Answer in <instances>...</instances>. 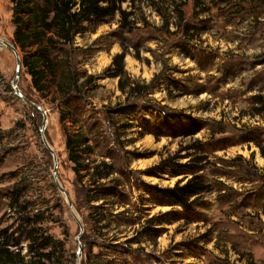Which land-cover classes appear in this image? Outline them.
<instances>
[{"label": "rangeland", "instance_id": "obj_1", "mask_svg": "<svg viewBox=\"0 0 264 264\" xmlns=\"http://www.w3.org/2000/svg\"><path fill=\"white\" fill-rule=\"evenodd\" d=\"M121 8L130 14L128 27H120L118 13L84 22L71 44L49 53L58 66L56 75L45 79L44 92L33 89L22 66L17 79L20 92L46 113L44 136L56 155L57 179L82 224L80 235L53 180L52 159L39 134L42 117L15 94V57L0 44V236L17 240L23 255L41 256L43 264H264V158L259 151L264 146V66L263 74L253 76L261 80V95L254 94L258 105H251L254 95H246L254 109L247 108L242 123L237 116L215 118L207 105L198 114H172L174 96L167 83L177 68L172 60L193 46L210 49L208 62L218 53L234 61L230 54L227 58L229 48L218 52L219 44L209 45L205 33L213 40L240 39L244 51H260L235 61L264 62V0H133ZM11 19L10 0H0V39L12 44L21 59ZM121 52L123 92L111 64ZM73 78L76 85L69 93L56 89L58 81ZM157 84L168 89L164 95ZM134 85L139 89L132 92ZM150 106L157 114L146 116L143 109ZM66 135L80 139V162L89 170L81 169L79 177L68 159ZM146 161L150 164L142 166ZM95 164H101L103 178L90 180ZM194 174L207 191L194 202L190 198L187 207L158 192L183 185ZM143 202L153 205L142 207ZM116 203L124 209L113 217ZM129 221L136 222L129 238H115L113 228ZM154 222L160 224L157 236L141 244Z\"/></svg>", "mask_w": 264, "mask_h": 264}, {"label": "trees", "instance_id": "obj_2", "mask_svg": "<svg viewBox=\"0 0 264 264\" xmlns=\"http://www.w3.org/2000/svg\"><path fill=\"white\" fill-rule=\"evenodd\" d=\"M133 0H10L12 4V19L14 26L13 43L23 53L21 66L30 76L33 89L44 92L45 79L53 78L57 71V62L50 59L49 53L55 49L69 45L74 37L83 32V23L99 20L107 16L119 14L120 27H128L125 22L130 15L121 8L123 3ZM123 52L112 58V66L117 75L120 76L118 87L123 92L121 84L123 75ZM63 75V74H62ZM65 76V75H64ZM69 80V77H67ZM89 81H87L88 83ZM86 84V83H85ZM76 85V79L71 82L62 80L57 82L56 89L65 94L69 93ZM130 91H137V86H130ZM260 100V99H259ZM63 116H60V121ZM79 139V138H78ZM77 138L66 135L65 147L68 151V159L73 164V172L79 177L80 170L87 165L81 164L80 149L78 150ZM261 156L264 158V146L259 147ZM95 164L90 169L89 178H103L99 167ZM89 170L85 168V172ZM106 175V174H105ZM108 175V174H107ZM207 191V185L197 175H192L183 185L175 184L171 188L158 190L164 197L182 207L189 205L190 198L196 199L201 193ZM3 237V238H2ZM0 236V264H43L40 258L28 257L22 254L17 240H8L6 235ZM47 244H41L44 248ZM31 250L28 251V255Z\"/></svg>", "mask_w": 264, "mask_h": 264}, {"label": "crops", "instance_id": "obj_3", "mask_svg": "<svg viewBox=\"0 0 264 264\" xmlns=\"http://www.w3.org/2000/svg\"><path fill=\"white\" fill-rule=\"evenodd\" d=\"M236 35L237 34H235L234 36L237 37ZM204 37L209 45L212 42H214L215 45L219 44L218 52L225 51L229 48V50H227V58H229L230 54L232 55L234 61L224 59V57H220V54L218 53L217 58H214L213 60L211 58L210 62H208L207 53L210 52L211 54V51L208 48L203 49V52H201L199 47L193 46L192 51L191 48L190 50L188 48L187 54H182V52L179 53V57L176 56V60H172V63H177V68H179H176V71L172 72L174 73V75L168 76L167 80L168 89L172 90V94L174 96V99L171 101L170 111L172 114H179V116H183L184 114L188 113L198 114L200 112L198 110H206V107H203L207 105L209 106V114L213 115L215 118L225 120L226 116H237V122L239 121L240 123H242L241 120L244 118L242 116H246L244 114L248 113L246 112L247 108L254 109L253 106H249L248 103H246V95H261L258 94L260 93V89L257 86L261 80L253 78V76H255V74H263L262 69L264 66V62L254 63L253 61H250L251 58L243 60L242 62H238L235 60L237 59V57L243 56L244 53L256 55L260 53V51H244L243 43L240 39L235 38L225 41L224 39L220 38L218 40H213L212 36L207 33L204 34ZM207 43H205L204 45H207ZM262 51L264 52V46ZM250 65L251 67H249ZM251 72H254V74L250 75L249 73ZM262 83H264V77L262 79ZM158 85L159 84L155 86L160 89L158 90V93L163 94L162 91L166 92V90H168L165 89L166 86L164 88L160 85L161 88H159ZM214 90H216L215 94L213 93ZM196 94H204L206 95V98L194 99L197 97ZM256 95H254V97L252 98L253 102L251 103V105H258L259 101L255 99ZM262 95H264V92L262 93ZM143 112L146 116H151V114H155L157 111L155 107L150 106L143 109ZM160 119L161 117L159 116L156 120L159 121ZM146 140H148L147 144L153 145L154 140H151L149 138H147ZM154 145L156 146L155 142ZM138 146L139 148H141L142 144H139ZM103 158L104 159L100 157L101 160L108 159V163L113 161V158L111 157ZM144 160L149 161L147 158ZM147 161L145 163H142L141 165L144 167L149 165L150 163ZM133 198L134 195H131V199ZM152 205L153 204L151 203H142V207H152ZM113 207L114 209L110 211L113 217L118 212L124 209L120 204L117 203L114 204ZM152 216L153 214L151 210V213L147 214L146 217L149 219ZM135 225L136 222L134 223L131 221L124 223L118 222L117 226L113 228L112 232L115 233V238H120L123 236L125 238H129V234L131 233ZM158 226H160V224L156 222L148 226L149 228L147 229V231L149 233H147V231H144L142 235V239L146 241H142L141 244H146L150 242V238H154L155 236H157L155 235V233L156 230L159 229ZM118 229H125L126 231L122 230L121 233H117L116 231ZM119 240L120 239H117L115 241Z\"/></svg>", "mask_w": 264, "mask_h": 264}, {"label": "water", "instance_id": "obj_4", "mask_svg": "<svg viewBox=\"0 0 264 264\" xmlns=\"http://www.w3.org/2000/svg\"><path fill=\"white\" fill-rule=\"evenodd\" d=\"M0 44H3L4 46H6L7 48H9L13 54H14V57H15V65H16V72H15V75H14V78L12 80V83H13V88H14V91H15V94L25 103L27 104L31 109H33L34 111H36L37 113H39L42 117V121H41V125H40V128H39V134H40V139L42 141V144L43 146L45 147V149L47 150V152L50 154L51 156V159H52V164H53V168H52V175H53V180H54V183H55V186L57 188V190L63 195V197L65 198V201L68 205V208L70 210V213L72 215V217L74 218V220L76 221V223L78 224L79 226V235L82 233V224L80 223V220L78 219V216L76 215V213L74 212L73 210V207H72V203H71V200H70V197L68 196V194L66 193L65 189L60 185L58 179H57V176H56V169H57V160H56V155L54 153V150L52 149V147L49 145V143L47 142L45 136H44V129H45V124H46V121H47V117H46V113L45 111L42 109V107L31 101L30 99L26 98L19 90L18 88V85H17V79L19 78V75H20V72H21V60L19 58V55H18V51L16 50V48L8 43L7 41L3 40V39H0ZM79 237V236H78ZM78 248L79 250H81V244L80 242L78 241ZM80 252V251H79Z\"/></svg>", "mask_w": 264, "mask_h": 264}, {"label": "bare ground", "instance_id": "obj_5", "mask_svg": "<svg viewBox=\"0 0 264 264\" xmlns=\"http://www.w3.org/2000/svg\"><path fill=\"white\" fill-rule=\"evenodd\" d=\"M9 43V42H8ZM3 45V44H2ZM4 46V45H3ZM6 47V46H5Z\"/></svg>", "mask_w": 264, "mask_h": 264}]
</instances>
